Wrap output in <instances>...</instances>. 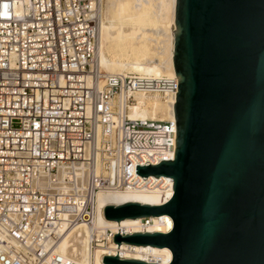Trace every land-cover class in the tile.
<instances>
[{"label":"built area","instance_id":"built-area-1","mask_svg":"<svg viewBox=\"0 0 264 264\" xmlns=\"http://www.w3.org/2000/svg\"><path fill=\"white\" fill-rule=\"evenodd\" d=\"M101 2L0 0V264H84L59 245L95 192L146 185L137 166L174 155V119L129 107L175 96L176 77L102 71Z\"/></svg>","mask_w":264,"mask_h":264},{"label":"water","instance_id":"water-1","mask_svg":"<svg viewBox=\"0 0 264 264\" xmlns=\"http://www.w3.org/2000/svg\"><path fill=\"white\" fill-rule=\"evenodd\" d=\"M173 31L174 155L137 166L171 177L173 193L103 208L116 220L167 213L173 226L113 240L167 246L166 264H264V0H175Z\"/></svg>","mask_w":264,"mask_h":264},{"label":"bare ground","instance_id":"bare-ground-1","mask_svg":"<svg viewBox=\"0 0 264 264\" xmlns=\"http://www.w3.org/2000/svg\"><path fill=\"white\" fill-rule=\"evenodd\" d=\"M174 6L175 0H107L105 8L101 5L96 53V62L101 70L108 72L102 67L105 64L112 73L174 75ZM174 101V95L140 92L136 94V101L130 104L129 115L174 119ZM147 175H150V182L146 185L138 184L116 190L99 188L94 194L92 222L80 223L64 233L59 250L74 261L84 264H107L102 261L104 254L169 263L172 251L167 246L125 241L118 245L106 233L107 228L120 231V227L123 233L167 232L172 228L173 219L167 213L151 215L148 222L142 216H127L116 220L106 218L104 214L103 208L108 203L117 204L128 200L143 203L166 201L173 193L172 178L163 174L157 177ZM142 252L148 255L142 256Z\"/></svg>","mask_w":264,"mask_h":264},{"label":"rangeland","instance_id":"rangeland-1","mask_svg":"<svg viewBox=\"0 0 264 264\" xmlns=\"http://www.w3.org/2000/svg\"><path fill=\"white\" fill-rule=\"evenodd\" d=\"M105 4H106V6H107V0H104V2H103V0H102L101 5H102L103 8H105ZM102 67H104L108 72H110V71H109V67H108L107 65L104 64V65H102ZM154 225H155V224H154ZM104 240H106V239H104ZM141 255H142V256H147L148 254H146L145 252H142Z\"/></svg>","mask_w":264,"mask_h":264}]
</instances>
